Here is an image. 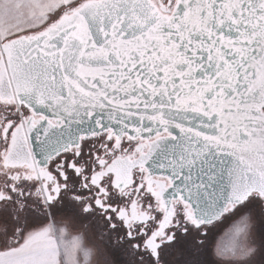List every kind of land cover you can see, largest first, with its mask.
Returning a JSON list of instances; mask_svg holds the SVG:
<instances>
[{"label":"snow or ice","instance_id":"obj_1","mask_svg":"<svg viewBox=\"0 0 264 264\" xmlns=\"http://www.w3.org/2000/svg\"><path fill=\"white\" fill-rule=\"evenodd\" d=\"M0 264H264V0H0Z\"/></svg>","mask_w":264,"mask_h":264}]
</instances>
